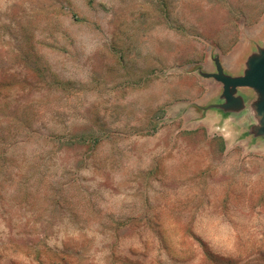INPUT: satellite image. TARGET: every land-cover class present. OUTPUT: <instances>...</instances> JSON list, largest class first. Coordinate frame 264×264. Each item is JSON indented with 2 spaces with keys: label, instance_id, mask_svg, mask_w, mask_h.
<instances>
[{
  "label": "rangeland",
  "instance_id": "374dc122",
  "mask_svg": "<svg viewBox=\"0 0 264 264\" xmlns=\"http://www.w3.org/2000/svg\"><path fill=\"white\" fill-rule=\"evenodd\" d=\"M263 17L0 0V264H264V137L205 77L235 71Z\"/></svg>",
  "mask_w": 264,
  "mask_h": 264
},
{
  "label": "water",
  "instance_id": "95a60500",
  "mask_svg": "<svg viewBox=\"0 0 264 264\" xmlns=\"http://www.w3.org/2000/svg\"><path fill=\"white\" fill-rule=\"evenodd\" d=\"M216 72L205 75L213 78L222 85L221 98L223 102L216 105L223 112H236L245 108L243 98L237 95L240 88H250L256 92V101L251 104L255 122L250 128L254 137H264V45L258 48L257 52L250 55L246 62V69L241 76L233 77L223 72L218 61L214 59Z\"/></svg>",
  "mask_w": 264,
  "mask_h": 264
},
{
  "label": "crops",
  "instance_id": "0c3cea01",
  "mask_svg": "<svg viewBox=\"0 0 264 264\" xmlns=\"http://www.w3.org/2000/svg\"><path fill=\"white\" fill-rule=\"evenodd\" d=\"M260 24L257 26L256 30L258 31V34L256 36V40L251 41L248 40L247 41V49L248 52H244L242 54V52L239 53H234V61H233V66L232 69L235 70L234 72H229L228 75L233 76V77H237V76H241L243 74V71L246 69V62L247 59L250 57V55L254 54L257 52L258 48H262L264 45V17L262 18L261 22H259ZM247 89V100L245 102H243L245 108L250 107L252 103H254L256 101L255 97H256V92H254L252 89L250 88H244ZM238 94H236L237 96ZM251 110V109H250ZM253 115V112H252ZM228 121L231 120L232 116L231 115H227ZM254 124H257V122H254ZM251 125V124H250ZM250 130V129H249Z\"/></svg>",
  "mask_w": 264,
  "mask_h": 264
}]
</instances>
